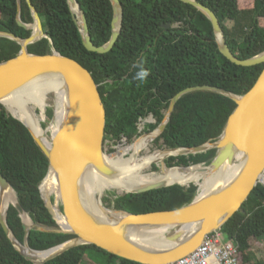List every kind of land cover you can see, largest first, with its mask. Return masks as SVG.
Returning a JSON list of instances; mask_svg holds the SVG:
<instances>
[{
	"label": "trees",
	"instance_id": "16d2710c",
	"mask_svg": "<svg viewBox=\"0 0 264 264\" xmlns=\"http://www.w3.org/2000/svg\"><path fill=\"white\" fill-rule=\"evenodd\" d=\"M31 1L42 19L47 37L29 44L28 50L45 54L54 47L61 54L78 60L92 73L99 83L106 107L104 138L114 143H121L123 139L132 141L139 135V124L150 115L155 121L146 122V127L148 131L155 130L162 122L171 98L181 89L211 84L243 94L254 85L264 68V62L244 66L224 56L209 18L196 6L182 0H121V32L112 49L104 53L85 47L67 0ZM78 1L85 12L93 42L96 45L106 43L112 33V2ZM199 1L216 13L226 41L236 56L249 58L264 50V0ZM17 16L18 0H0V30L28 37L32 30L21 26ZM21 19L25 23L34 21L26 0H21ZM227 21H231V25ZM168 22L175 26L164 27ZM19 50L20 44L16 40L0 36V61L15 56ZM141 60L149 75L143 82H138L134 79L138 70L134 65ZM235 107L232 98L219 92H188L176 102L170 120L156 141L162 140L165 147L173 148L215 141ZM46 114L49 118L53 116L50 107ZM216 151L212 148L196 154L171 155L166 162L169 166L208 164ZM48 166V158L29 128L0 104V172L10 181L32 219L54 227L56 220L45 205L39 188ZM197 189L194 182L172 184L122 195L110 192L113 198L105 195L103 201L110 207L144 213L180 207L194 198ZM7 219L23 242V222L11 203ZM221 229L238 243L241 264H264V248L261 258L252 252L256 241L264 235L263 183L254 187L242 207ZM72 237L74 234L67 232L30 229L28 241L32 248L44 250ZM89 250L107 256L101 264H144L95 244L75 246L42 264H84ZM0 264H33L15 248L1 224Z\"/></svg>",
	"mask_w": 264,
	"mask_h": 264
},
{
	"label": "water",
	"instance_id": "95a60500",
	"mask_svg": "<svg viewBox=\"0 0 264 264\" xmlns=\"http://www.w3.org/2000/svg\"><path fill=\"white\" fill-rule=\"evenodd\" d=\"M32 10L34 21L25 23L21 19V0H18V23L31 29L28 37H20L14 32L0 30V36L9 37L20 44L18 54L0 61V104L19 88L43 77L59 80L64 88L67 101L64 115L57 120V130L51 133L49 144L36 135L24 120L17 117L29 128L38 146L49 161L48 171L39 185L45 205L56 220L57 226L50 227L34 221L23 207L17 193L11 204L18 210L25 229V237L21 242L8 224L6 209L2 208V195L11 187L10 181L0 172V224L15 248L33 264H42L60 254L81 244H95L108 252L135 260L144 264H168L169 262L188 254L195 249L204 237L218 229L236 212L248 198L254 187L264 174V68L254 85L243 94H236L220 86L211 84L192 85L178 91L170 100L166 114L158 127L151 131L157 137L166 127L171 118L175 104L184 94L194 90H212L229 96L236 102V107L229 115L222 133L215 141H207L193 147H165V150H176L170 155H187L205 152L216 148L214 157L208 164L173 165L168 168H188L201 165L211 168L214 172L224 164H238L234 172L220 180L205 193L200 192V184L194 198L174 209L133 213L125 209L108 206L99 197V205L91 206L84 199L82 181L85 174L101 173L111 175L113 169L106 163L105 127L106 107L103 102L99 83L92 73L78 60L63 55L54 47L45 54L31 53L28 45L44 37L42 19L31 0H26ZM73 18L79 27L85 47L89 50L104 53L112 49L122 28L123 4L121 0H110L113 6L112 33L109 40L96 45L91 37L88 21L78 0H67ZM200 9L211 21L220 52L232 62L249 66L264 62V50L249 58H240L230 49L221 23L216 13L199 0H182ZM77 5L80 14L74 11ZM170 27V23L163 25ZM151 120V119H150ZM149 133V132H147ZM47 135V132H46ZM204 164V165H202ZM50 172H53L58 183L59 198L46 196L42 184ZM181 183H150L137 189L118 192L122 195L128 192H144L172 184ZM217 183V182H216ZM13 190H15L13 188ZM16 192V191H15ZM57 207L61 221L54 212ZM31 222H26L25 215ZM30 229L47 232H67L74 237L52 246L38 250L29 245ZM163 230L162 233L159 231ZM169 230H174L167 233ZM27 247L32 251L52 250L44 259L35 261L24 251Z\"/></svg>",
	"mask_w": 264,
	"mask_h": 264
},
{
	"label": "bare ground",
	"instance_id": "6f19581e",
	"mask_svg": "<svg viewBox=\"0 0 264 264\" xmlns=\"http://www.w3.org/2000/svg\"><path fill=\"white\" fill-rule=\"evenodd\" d=\"M73 9L78 14L81 13L76 4L73 6ZM50 93L55 94L56 118L59 121L65 112L67 96L64 88L59 85V80L53 76L52 78L43 77L32 81L2 100L20 118L31 120L32 122H26V124L48 144L50 139L46 135V130L40 125L41 120L45 117L46 109H44V105L46 106L48 104L47 98ZM29 102H32V107L29 106L30 104L26 106L25 103ZM36 108L40 109V113L37 114ZM56 130L57 127L52 125V133H55ZM148 137L146 136L139 142L137 141L134 144L120 148V152L117 155H104L106 163L113 169L111 175L106 176L95 172L85 174L82 181V192L85 197L84 199H86L89 205L98 206L99 197L105 191L104 186H109V183L113 181H116L120 186V192L137 189L150 183H187L197 181L200 184V192L205 193L213 186L221 184L219 178H226L230 175V172H234L236 167H238L237 163L232 165L224 164L216 172L211 168L205 169L201 165H194L188 168H168L163 164L165 158L168 154L176 153L177 151L172 150L169 152L168 150L155 149L148 153H142L144 149L142 143L144 140L147 141ZM155 137V133L151 135L152 139ZM129 152H132L131 155H127ZM153 162L162 164V168L157 172L151 171L150 168ZM202 175L201 180H198ZM42 191L46 196L54 194L59 198L58 183L53 172L49 173L45 182L42 184ZM15 197L16 192L13 188L9 187L4 191L2 195L3 210L6 209ZM53 209L58 220L61 221L57 207L54 206ZM24 219L28 223L31 222V218L27 214ZM159 232L162 233L163 230ZM24 251L30 254L35 261L44 259L52 252V250L32 251L27 247L24 248Z\"/></svg>",
	"mask_w": 264,
	"mask_h": 264
},
{
	"label": "rangeland",
	"instance_id": "374dc122",
	"mask_svg": "<svg viewBox=\"0 0 264 264\" xmlns=\"http://www.w3.org/2000/svg\"><path fill=\"white\" fill-rule=\"evenodd\" d=\"M228 25H231V21H227ZM47 102L48 104L45 106L44 105V109L47 110V108H51L53 111V116L51 117V119L47 116L46 111H45V117L41 120V127L43 129L46 130L47 132V137L50 139L51 138V133H52V125L56 126L57 125V120L54 117V113H56V98H55V94L50 93L48 95L47 98ZM26 106H28V104H32V102L29 103H25ZM37 114L40 113V109L36 108ZM10 113H13L12 111L9 110ZM18 116V115H16ZM19 117V116H18ZM151 119V120H150ZM154 118L150 115L148 116L146 119H144L140 124H139V135H137L132 141L128 142L126 139H123V141L121 143H114L109 139L105 140V152L111 155H117L120 152V147L122 146H127V145H131L134 144L133 142L136 140V142L143 140L144 137L149 136L148 140H144L142 143L143 146V150L142 153H148L151 152L155 149H162L165 150L163 148H165V146L162 144V140L156 141L155 137L154 139L151 138V135L154 134L155 132L148 131L147 127H146V122H154ZM154 131V130H152ZM149 132V133H147ZM147 146V147H146ZM169 152L172 150H168ZM132 152H129L127 155H131ZM171 156V155H170ZM168 158V156L165 158V162L166 159ZM153 165L151 166L150 170L157 172L162 168V164L153 162ZM204 165V164H202ZM203 177V175L199 178V180H201V178ZM264 175L261 176V179L263 180ZM220 180H222V178H219V182H221ZM104 193L103 196L108 195L110 198H113V195L110 194V192H114L115 194H117L118 192H120V186L117 184L116 181L110 182L109 186H104ZM54 194H51V197L54 199ZM103 199V197H102ZM174 230H169L167 231V233H171ZM263 248H264V235L260 237V239H258V241H256L252 252H254V255L258 258H261L263 256ZM107 256H103V254L96 252V251H92L89 250L87 252V255H85L84 257V264H101Z\"/></svg>",
	"mask_w": 264,
	"mask_h": 264
},
{
	"label": "built area",
	"instance_id": "2783aa9c",
	"mask_svg": "<svg viewBox=\"0 0 264 264\" xmlns=\"http://www.w3.org/2000/svg\"><path fill=\"white\" fill-rule=\"evenodd\" d=\"M238 249V243L218 228L208 233L191 252L168 264H241Z\"/></svg>",
	"mask_w": 264,
	"mask_h": 264
},
{
	"label": "clouds",
	"instance_id": "9594fccd",
	"mask_svg": "<svg viewBox=\"0 0 264 264\" xmlns=\"http://www.w3.org/2000/svg\"><path fill=\"white\" fill-rule=\"evenodd\" d=\"M134 67H136L138 70L135 72L134 79L138 82H143L148 77L149 73L145 68L143 67V61H138Z\"/></svg>",
	"mask_w": 264,
	"mask_h": 264
},
{
	"label": "flooded vegetation",
	"instance_id": "af4514ba",
	"mask_svg": "<svg viewBox=\"0 0 264 264\" xmlns=\"http://www.w3.org/2000/svg\"><path fill=\"white\" fill-rule=\"evenodd\" d=\"M168 23H170V22H168ZM172 26H175V24H171L170 23V27H172ZM170 27H166V28H170ZM199 180V179H198Z\"/></svg>",
	"mask_w": 264,
	"mask_h": 264
}]
</instances>
